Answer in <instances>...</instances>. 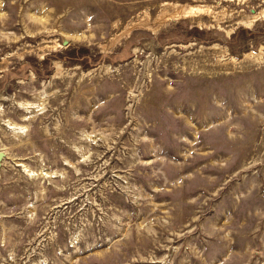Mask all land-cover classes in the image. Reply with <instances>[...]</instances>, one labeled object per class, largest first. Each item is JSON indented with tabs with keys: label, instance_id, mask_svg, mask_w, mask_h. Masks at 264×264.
<instances>
[{
	"label": "rangeland",
	"instance_id": "1",
	"mask_svg": "<svg viewBox=\"0 0 264 264\" xmlns=\"http://www.w3.org/2000/svg\"><path fill=\"white\" fill-rule=\"evenodd\" d=\"M0 264H264V0H0Z\"/></svg>",
	"mask_w": 264,
	"mask_h": 264
},
{
	"label": "water",
	"instance_id": "2",
	"mask_svg": "<svg viewBox=\"0 0 264 264\" xmlns=\"http://www.w3.org/2000/svg\"><path fill=\"white\" fill-rule=\"evenodd\" d=\"M2 155V156H1ZM4 156L3 152H0V159Z\"/></svg>",
	"mask_w": 264,
	"mask_h": 264
},
{
	"label": "bare ground",
	"instance_id": "3",
	"mask_svg": "<svg viewBox=\"0 0 264 264\" xmlns=\"http://www.w3.org/2000/svg\"><path fill=\"white\" fill-rule=\"evenodd\" d=\"M2 156V155H1ZM2 159V158H1Z\"/></svg>",
	"mask_w": 264,
	"mask_h": 264
}]
</instances>
